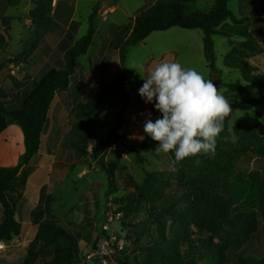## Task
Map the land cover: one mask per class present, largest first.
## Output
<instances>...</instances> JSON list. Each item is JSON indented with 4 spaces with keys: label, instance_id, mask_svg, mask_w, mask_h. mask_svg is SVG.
<instances>
[{
    "label": "rangeland",
    "instance_id": "rangeland-1",
    "mask_svg": "<svg viewBox=\"0 0 264 264\" xmlns=\"http://www.w3.org/2000/svg\"><path fill=\"white\" fill-rule=\"evenodd\" d=\"M63 2L68 6L71 0ZM156 2L77 0L73 20L81 25L79 37L76 40L74 28L62 36L60 49L53 59L55 68H64V52L87 35L93 11L98 8L99 12L103 6L113 9H104L95 19L93 44L87 56L79 58V72L72 76L68 94L73 95V99L64 93H59L55 99L50 125L54 124V130L58 131L57 141L54 139L49 146L47 142L43 148V153L50 152L48 148H51L53 151L49 154L52 156L44 163L37 158L9 193L23 229L20 237L11 243H0V264H25L38 224L46 219L45 206L49 197L54 199L51 210L57 222L79 236L80 254L86 263L117 264L116 258L131 256L140 259L142 249L155 243L156 238L145 226L149 222L145 207L135 203L130 208L128 204L138 196L134 185L143 186L147 174L155 172L162 173L160 178L170 182L165 188L155 186L161 195L156 204L159 210L182 211L191 214L192 219L211 218L201 202L216 205L229 221V227L224 226L219 237L229 243L230 264L238 257L252 264H264V117L257 118L254 108L244 104L241 96L227 87L237 82L250 83L252 74L243 70L242 61L255 69L253 74L264 73V0H230L229 8L238 21L229 20L219 27L226 36H213L216 68L220 71L217 87L232 100L234 111L228 127L233 128L237 140L233 143L225 130L217 140L215 154L205 157L203 162L200 160L199 164L197 157L176 163L172 154H157V146L150 150L140 149L141 141L147 137L143 132L147 113H151L153 120L160 113L153 103H145L139 95L138 90L145 81L133 67L142 66V74L147 78L154 62L179 61L212 80L204 53V35L200 30L172 28L154 32L144 42L129 47L125 62L121 63L120 45L131 33L128 15L140 14ZM115 7L118 11L113 14ZM71 16L66 13L63 20L67 21ZM246 40L260 51L252 53L242 49L240 42ZM25 97L20 99L18 106L17 99L8 106L19 108ZM79 103L93 104L94 112L86 118L78 117L76 107ZM69 131L74 135L66 137L68 144L65 135ZM85 138L109 141V146L94 157V145L90 143L88 154L80 155L70 143ZM228 157L237 158L231 170L226 168ZM215 159L223 164H214ZM40 164L45 166V177L50 181L41 183L35 193L30 194L42 179L36 177L24 198L28 176ZM107 169H113V180ZM2 219L3 208L0 206V223ZM245 221H251V226L243 235L238 229ZM169 225L165 224L166 230ZM153 231L156 232V226ZM104 241L109 243L111 254L101 259L97 252ZM120 241L124 244L122 251L117 247ZM34 264L44 262L37 260ZM197 264L203 263L198 261Z\"/></svg>",
    "mask_w": 264,
    "mask_h": 264
},
{
    "label": "trees",
    "instance_id": "trees-1",
    "mask_svg": "<svg viewBox=\"0 0 264 264\" xmlns=\"http://www.w3.org/2000/svg\"><path fill=\"white\" fill-rule=\"evenodd\" d=\"M230 0H215L214 5L207 10L200 9L193 4V0H158L151 8L144 10L135 19L131 20L128 28L130 35L120 45V60L125 62L129 47L144 42L154 32H165L172 28L183 30H200L203 37L204 53L208 67L212 72V80L219 84L220 71L216 68V55L213 36L223 34L219 27L227 21L237 23L234 13L229 8ZM53 0H37L36 8L30 12L35 25V38L24 51L15 56L10 62L15 65H27L35 55L37 48L44 38L51 24ZM98 15L96 8L89 17V30L86 36L78 40L64 55L65 66L49 72L39 83L35 84L31 93L25 98L19 108L8 106L0 100V135L10 125L21 127L25 136L26 151L21 157L20 164L13 168H0V205L3 208V219L0 223V243H11L20 237L22 223L18 221L16 209L9 199V193L20 181L24 170L32 159L38 155L41 147V138L48 120V114L58 92L67 91L70 87L71 77L78 69V60L87 55L93 44L96 29L95 19ZM244 50L256 53L260 49L249 45V41L241 42ZM243 70L252 74L250 83H232L227 87L241 96L242 102L254 108L257 118L264 117V73L253 74L254 68L242 61ZM5 63H0V74ZM218 83V84H217ZM116 84V83H115ZM114 84V85H115ZM233 108V107H232ZM93 104L79 103L76 107L78 117L86 118L94 112ZM232 118L225 121V129ZM93 144L94 157L109 146V141L92 138L80 142L70 143V146L80 155L88 154L89 144ZM157 146L150 137H145L140 143L141 150H150ZM207 156H213L209 154ZM197 157L203 162L205 157ZM235 157H228L226 168L235 167ZM207 161L205 160L204 163ZM214 164H223L215 159ZM221 168V167H219ZM113 180V169H107ZM162 173H148L143 186L134 185L138 193L137 198L129 202L128 206L142 204L145 207L149 222L145 223L147 231L154 234L156 241L142 249V256H131L123 259L116 258L117 264H230L231 248L219 237L222 228L229 225V221L222 215V211L208 201H202V206L211 215L192 219L191 214L182 211L168 212L159 210L156 204L161 199L160 191L155 186L165 188L170 184L162 180ZM160 187V188H161ZM54 199L49 197L45 206L46 219L38 224V231L34 241L30 244L25 264H34L42 260L44 264H90L80 254V238L73 231L65 228L52 214L51 204ZM191 220V222H189ZM193 220V221H192ZM169 223L166 230L165 224ZM188 228H186V225ZM231 225V223H230ZM156 226V232L153 228ZM251 221H245L238 231L243 235L250 230ZM229 227V226H228ZM233 264H252L249 260L238 257Z\"/></svg>",
    "mask_w": 264,
    "mask_h": 264
},
{
    "label": "crops",
    "instance_id": "crops-1",
    "mask_svg": "<svg viewBox=\"0 0 264 264\" xmlns=\"http://www.w3.org/2000/svg\"><path fill=\"white\" fill-rule=\"evenodd\" d=\"M36 1L37 0H0V63H5V68L0 74V100L7 104L13 103L17 99L18 102L16 106H18L22 101L20 99L25 96L27 97L31 93L35 84L39 83L44 78L45 73L51 70L53 71L59 69L54 67L53 59L54 55L60 49L58 47L61 43L62 36H64L68 30L74 28L76 40L79 37L78 35L81 25L76 23L77 21L73 20L74 13L76 12L77 0H71L68 6L65 2H63V0H56L54 1L51 14V25L40 42L32 60L27 65H15L11 63L10 61L15 56L20 55L35 38V25L30 17V12L36 8ZM214 3L215 0H193L194 5L204 10L210 9ZM152 6L146 8L145 10L151 8ZM203 6L206 7L204 8ZM107 8L109 7L103 6V8L98 12V15H102L103 10H107ZM109 9L112 10L113 8ZM117 11L118 7H115V12L112 11V13L114 12L113 14H115ZM66 13L72 16L68 18L67 21H64L63 18H65ZM138 15L139 14L128 15V23H131V20L135 19ZM262 26H264V24ZM156 63L159 62H154L153 66ZM79 68L80 64L73 76L79 72ZM17 71H19L20 74L17 73ZM71 78L69 89L72 86L73 77ZM28 87L29 89H27ZM69 89L64 92H58L55 99L58 97L59 93H64L65 96H68L67 98L73 99V95L71 96V94H68ZM18 95H21L20 98H17ZM55 99L53 104L55 103ZM53 104L48 114V120L42 134L40 151L38 155L32 159L29 166L24 170V173H26L31 166H33V163H35L37 158L41 159V161H39L40 163H44L52 156L49 154L53 151L51 148H48L50 149V152L45 153H43V148L47 142V145L49 146V143L54 141V139L57 141L58 131L57 129L56 131L54 130V124L52 127L50 125ZM61 117H63V114H61ZM57 122L58 120L55 121V123ZM59 122H61V120ZM72 134L73 133L69 131V133L65 135V138ZM66 139L68 142V138ZM25 151V136L21 127L16 124L10 125L8 129L0 135V168H13L18 166ZM44 167V165L40 164L36 168L35 172H32V174L28 176L23 195L24 198L29 194L36 177L41 176L42 179L36 186L34 185L35 188L32 192H30V194H34L35 190L39 188L41 183L50 181V179L46 180L45 170H43Z\"/></svg>",
    "mask_w": 264,
    "mask_h": 264
},
{
    "label": "clouds",
    "instance_id": "clouds-1",
    "mask_svg": "<svg viewBox=\"0 0 264 264\" xmlns=\"http://www.w3.org/2000/svg\"><path fill=\"white\" fill-rule=\"evenodd\" d=\"M133 68L145 81L139 95L160 113L155 120L147 113L143 124V132L157 143V154H172L176 163L214 155L217 140L225 130L236 142L233 128L225 129V121L234 111L232 100L213 80L195 68L166 59L151 67L147 78L142 66Z\"/></svg>",
    "mask_w": 264,
    "mask_h": 264
},
{
    "label": "built area",
    "instance_id": "built-area-1",
    "mask_svg": "<svg viewBox=\"0 0 264 264\" xmlns=\"http://www.w3.org/2000/svg\"><path fill=\"white\" fill-rule=\"evenodd\" d=\"M116 240V239H114ZM118 249L120 251L124 250V244L122 241H120L118 243ZM97 254H99V256L101 257V259H104L105 257L110 256V248H109V243L107 241H104V244L101 245V247L99 248V251L97 252ZM95 255V254H94ZM104 263L106 264V262L104 261Z\"/></svg>",
    "mask_w": 264,
    "mask_h": 264
}]
</instances>
